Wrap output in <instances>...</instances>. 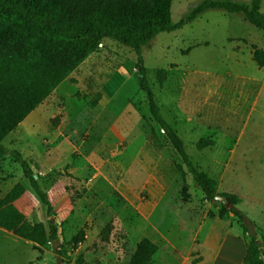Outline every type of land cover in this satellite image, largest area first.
<instances>
[{
    "label": "rangeland",
    "instance_id": "374dc122",
    "mask_svg": "<svg viewBox=\"0 0 264 264\" xmlns=\"http://www.w3.org/2000/svg\"><path fill=\"white\" fill-rule=\"evenodd\" d=\"M202 1L172 0V23ZM212 1L248 5L251 0ZM252 46L264 53V32L243 15L207 11L180 30L159 34L141 54L163 118L192 163L215 181L216 193L240 197L238 209L259 238L264 236V68L253 62ZM135 61L132 49L101 41L3 139L4 149L28 163L49 196L57 238L38 247L0 229V264H127L142 238L158 246L156 264H211L226 234L240 237L236 219L219 202L204 200L152 121ZM200 139L212 145L198 151ZM16 183L25 193L14 206L29 224L42 223L48 232L46 209L19 164L10 155L0 157V197ZM80 230L83 241L73 245Z\"/></svg>",
    "mask_w": 264,
    "mask_h": 264
},
{
    "label": "trees",
    "instance_id": "16d2710c",
    "mask_svg": "<svg viewBox=\"0 0 264 264\" xmlns=\"http://www.w3.org/2000/svg\"><path fill=\"white\" fill-rule=\"evenodd\" d=\"M261 2L251 0L248 5H243L203 0L184 20L173 24L170 17L172 0H0V157L10 155L19 164L24 179L45 207L49 219L48 232L42 223L29 224L26 221L14 206V202L25 193V187L16 183L0 197V229L38 247L57 238L49 196L33 178L28 163L17 152H7L2 141L106 39L135 52L136 82L144 94L152 121L181 159L204 200L214 201L218 195L215 181L192 163L181 137L160 112L147 80L141 50L159 34L180 30L207 11L241 14L249 25L264 32ZM251 54L257 67L264 68V53L252 46ZM94 105L95 102L91 104ZM151 138L156 140L154 131ZM211 145V141L200 139L195 148L200 151ZM220 196L228 201V206H222V210L236 219L242 232L245 245L243 263L264 264V236L257 237L253 224L238 209L237 196L226 193ZM108 232L109 226H106L102 241L107 240ZM83 238L84 232L80 230L71 243L77 245ZM157 251L154 242L142 238L127 264H156L154 256Z\"/></svg>",
    "mask_w": 264,
    "mask_h": 264
},
{
    "label": "crops",
    "instance_id": "0c3cea01",
    "mask_svg": "<svg viewBox=\"0 0 264 264\" xmlns=\"http://www.w3.org/2000/svg\"><path fill=\"white\" fill-rule=\"evenodd\" d=\"M238 199L239 205L241 199L240 197H238ZM244 255L245 245L244 240L242 238V232L240 234V237L226 234V237L224 238L223 242L219 245L217 253L211 264H244Z\"/></svg>",
    "mask_w": 264,
    "mask_h": 264
},
{
    "label": "water",
    "instance_id": "95a60500",
    "mask_svg": "<svg viewBox=\"0 0 264 264\" xmlns=\"http://www.w3.org/2000/svg\"><path fill=\"white\" fill-rule=\"evenodd\" d=\"M214 201L219 202L224 207L228 206V201L223 196H220V195L215 196ZM56 246H57V242L54 241V250L56 249Z\"/></svg>",
    "mask_w": 264,
    "mask_h": 264
}]
</instances>
